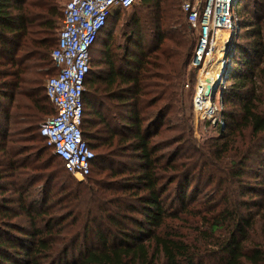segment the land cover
I'll return each mask as SVG.
<instances>
[{
	"label": "trees",
	"instance_id": "obj_1",
	"mask_svg": "<svg viewBox=\"0 0 264 264\" xmlns=\"http://www.w3.org/2000/svg\"><path fill=\"white\" fill-rule=\"evenodd\" d=\"M52 1L0 0V264H264V0H240L222 144L193 142L171 116L195 77L182 73L197 36L173 26L183 0L115 9L90 52L82 180L51 148L43 159L54 107L37 67L55 73L63 20Z\"/></svg>",
	"mask_w": 264,
	"mask_h": 264
},
{
	"label": "built area",
	"instance_id": "obj_2",
	"mask_svg": "<svg viewBox=\"0 0 264 264\" xmlns=\"http://www.w3.org/2000/svg\"><path fill=\"white\" fill-rule=\"evenodd\" d=\"M139 0H66L63 7L62 29L58 34L56 46L51 51L55 73L45 83V92L53 104L54 114L40 125V136L48 148L64 163L65 168L76 179L82 180L90 173L93 151L82 137V118L84 113L83 93L85 79L90 70L91 48L105 26L113 9L130 8ZM240 0H183L182 9L187 23L197 33V41L187 72L194 73L193 84H185V89L193 90V111L195 130L205 136V123L198 109V94L207 82H212L214 93L209 105L215 113L219 112L217 130L224 138L225 118L213 101L216 91L228 85L229 42L239 28V16L235 7ZM226 36L220 54L219 37ZM223 63V65H222ZM222 70L212 71L213 67ZM222 106V100H221ZM222 109V108H221ZM79 176L80 178H78Z\"/></svg>",
	"mask_w": 264,
	"mask_h": 264
},
{
	"label": "rangeland",
	"instance_id": "obj_3",
	"mask_svg": "<svg viewBox=\"0 0 264 264\" xmlns=\"http://www.w3.org/2000/svg\"><path fill=\"white\" fill-rule=\"evenodd\" d=\"M52 2H57L58 4H59V6H60V9H61V11H62V9H63V6H64V4H65V2H66V0H53ZM142 2H145L146 4H147V6H148V3H149V1H147V0H140V2L139 3H142ZM144 7H146L145 5H144ZM241 2L238 4V5H236V7H235V10H236V12H239L240 11V9H241ZM145 11V10H144ZM132 10H129V11H126L125 12V14L127 15V16H131V14H132ZM147 11H145V13H146ZM150 12V11H149ZM149 12L147 13V15H145L146 16V18H144V20H146L147 22L145 23V22H143V24H148V28H150L151 27V29L150 30H153V27L152 26H150L149 25V22H148V20H149V17H150V15H149ZM176 14V13H175ZM178 14V13H177ZM122 16V15H121ZM140 16H142L141 14H140ZM113 24H114V22L112 21V20H109V22H108V24L105 26V28L103 29V31H101V38H105L108 34H107V29L109 28V27H113ZM174 26V28L175 29H177V30H183V32H185L186 34H187V38H191V37H196L197 36V33H196V31L192 28V27H190V25H188L186 22L184 23V22H180V23H177V24H174L173 25ZM149 32L150 31H147L146 32V35L148 36V37H150V34H149ZM242 34V30H241V33H240V30L237 32V34L234 36V37H232V39L230 40V41H232V40H235V39H237L238 38V36L239 35H241ZM126 30H119V32L117 33V35H114V36H112L111 37V39H113L114 40V42L115 41H117V42H119V43H122V42H125V38H126ZM101 38H99L98 39V42L99 41H102V40H100ZM124 39V40H123ZM229 44H230V42H229ZM97 66V62H96V60H95V64L93 65V67L95 68ZM37 70H39L41 73H42V75L40 76L41 78H43V86L45 85V83H46V80L48 79V76H46L45 75V73L47 72L46 71V68L45 67H43V66H38L37 67ZM182 76L186 79V81L187 80H189V78H190V75H189V72H187V66H186V68L183 70V73H182ZM229 80V79H228ZM186 83V82H185ZM193 90H194V88H191V90L190 89H185V87H184V91H182L181 92V103H180V108L178 107V113L177 112H175V114L174 115H171V116H175V117H177V120H175L176 121V123H182L183 125H186V127L188 128H192V126H193V132H191V133H188L189 134V136L191 137V139H192V141L193 142H195V143H205L207 140H206V137L204 136V134H203V132L202 131H198V130H195V126H194V113L192 114V111H193V105H192V102H193ZM221 94H222V88L220 87L217 91H216V93H215V98H214V102L216 103V105L218 106V108L221 110V113L222 114H225V113H223L224 111L221 109L222 108V106H221ZM49 104V103H48ZM50 105V104H49ZM174 121V122H175ZM218 131H220V130H218ZM211 141V140H210ZM212 143H214L213 141H211ZM225 142V141H224ZM223 142V143H224ZM37 144V146L38 147H41V148H43L44 147V143L43 142H41V143H36ZM35 146V145H34ZM53 153H52V151L49 149V148H46V154H45V156L43 157V159L45 158V157H47V156H53L52 155ZM55 160V162H54V164H55V166H57L60 170H61V174H66L65 172H64V170L62 169V167H61V165L59 164V162L57 161V159L55 158L54 159ZM60 165V166H59ZM93 176H95V173H93L92 175H91V177H93ZM78 180V179H77ZM55 182H57V179L54 181V183H53V185H54V187H55ZM53 189H55V188H53Z\"/></svg>",
	"mask_w": 264,
	"mask_h": 264
},
{
	"label": "bare ground",
	"instance_id": "obj_4",
	"mask_svg": "<svg viewBox=\"0 0 264 264\" xmlns=\"http://www.w3.org/2000/svg\"><path fill=\"white\" fill-rule=\"evenodd\" d=\"M226 38H227L226 36H224V38L219 37L218 42L220 43V45H219L220 54L218 56L217 64H218V62H220V59L222 57V53L224 51V49H222V48L225 46ZM221 62H222V59H221ZM222 65H223V63H222ZM222 65H221V69L219 67H213L212 71L218 70V72H221ZM212 84H213L212 82H207L204 89L199 92V94H198V109L202 113L203 122L205 123L206 134L209 137L214 138L218 142H224L225 138L217 130L218 123L221 122V120L218 121L217 113L219 114V112L217 111V113H215L214 110L209 105V98L211 95ZM77 177L80 178L79 176H77Z\"/></svg>",
	"mask_w": 264,
	"mask_h": 264
},
{
	"label": "water",
	"instance_id": "obj_5",
	"mask_svg": "<svg viewBox=\"0 0 264 264\" xmlns=\"http://www.w3.org/2000/svg\"><path fill=\"white\" fill-rule=\"evenodd\" d=\"M214 87H215V86H214ZM214 87L212 86V88H211L212 94L214 93Z\"/></svg>",
	"mask_w": 264,
	"mask_h": 264
},
{
	"label": "crops",
	"instance_id": "obj_6",
	"mask_svg": "<svg viewBox=\"0 0 264 264\" xmlns=\"http://www.w3.org/2000/svg\"><path fill=\"white\" fill-rule=\"evenodd\" d=\"M115 9H116V8H115ZM115 9H113V11H114ZM113 11H112V12H113Z\"/></svg>",
	"mask_w": 264,
	"mask_h": 264
}]
</instances>
